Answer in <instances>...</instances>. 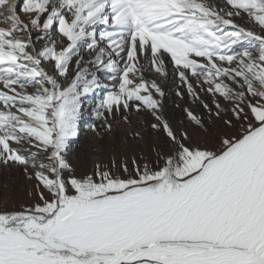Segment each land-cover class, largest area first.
Masks as SVG:
<instances>
[{
	"label": "snow or ice",
	"instance_id": "1",
	"mask_svg": "<svg viewBox=\"0 0 264 264\" xmlns=\"http://www.w3.org/2000/svg\"><path fill=\"white\" fill-rule=\"evenodd\" d=\"M0 25V167L33 197L0 205V264H264V0H0ZM86 105L166 150L78 176Z\"/></svg>",
	"mask_w": 264,
	"mask_h": 264
},
{
	"label": "rangeland",
	"instance_id": "2",
	"mask_svg": "<svg viewBox=\"0 0 264 264\" xmlns=\"http://www.w3.org/2000/svg\"><path fill=\"white\" fill-rule=\"evenodd\" d=\"M19 3L22 6L23 0H19ZM149 78L157 79L154 75ZM169 79L168 81L157 79V82L167 93L164 113L174 126L180 127V122L184 120L182 110L189 105L179 101L175 96L178 84L172 83L171 77ZM94 103L95 100L90 102V104ZM177 104H179V107H177ZM130 119L132 121L131 125L120 119L113 123L111 132L101 129L100 135L97 136L90 131V125L95 123L99 128V122L95 121L91 106L86 105V115L81 121L79 136L71 144L66 157L68 162L75 168L78 176L92 173L94 166L98 163L111 168L113 161L117 165L121 161H127L128 166L131 168L133 156L139 158L143 154L152 158L154 157L153 147L166 150V145L157 144L153 137L150 128V117L138 118L135 113H132ZM183 126L188 127L186 122ZM189 130L191 131V129ZM135 131H141L142 140L133 138ZM195 135L193 133L194 138ZM30 190L31 185L29 181L19 169L0 167V205L6 202L10 209H18L21 205H30L33 203V197L29 195Z\"/></svg>",
	"mask_w": 264,
	"mask_h": 264
},
{
	"label": "bare ground",
	"instance_id": "3",
	"mask_svg": "<svg viewBox=\"0 0 264 264\" xmlns=\"http://www.w3.org/2000/svg\"><path fill=\"white\" fill-rule=\"evenodd\" d=\"M170 80V79H169ZM171 82H172V80H171Z\"/></svg>",
	"mask_w": 264,
	"mask_h": 264
}]
</instances>
